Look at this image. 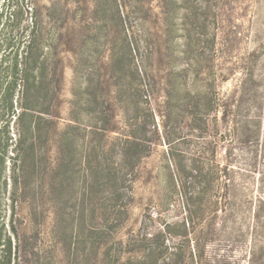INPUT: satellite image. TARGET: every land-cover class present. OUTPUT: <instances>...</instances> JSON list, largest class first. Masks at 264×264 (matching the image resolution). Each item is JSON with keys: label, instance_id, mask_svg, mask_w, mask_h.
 <instances>
[{"label": "trees", "instance_id": "1", "mask_svg": "<svg viewBox=\"0 0 264 264\" xmlns=\"http://www.w3.org/2000/svg\"><path fill=\"white\" fill-rule=\"evenodd\" d=\"M109 1L114 4L111 18H99L93 31L97 37L115 33L121 41L120 49L109 55L121 79L112 85L117 95L112 100L99 96L103 88H109L106 83L90 78L83 86L79 83L75 45L64 40L68 19L59 23L55 18H30L27 22L18 18L23 15L24 0H8L0 9V219L6 194L11 215L24 204L36 219L42 201L34 194L38 189L34 185H41L48 176L51 238L70 264L91 263L92 256L99 264H177L182 238H187L189 255L194 258L199 222L208 208L207 185L212 181L202 158L214 155V150L209 141L190 149L188 143L168 137V124L164 126L167 131L159 135L150 89L159 76L155 64L164 63L169 68L159 78L169 83L170 102L176 98V0H159V18L134 22L127 18L128 0H104L102 5ZM191 14L197 16L193 10ZM210 43L214 47V37ZM65 49L76 60L71 99L63 115L61 55ZM263 58L264 45L259 44L240 67L226 68L223 81L237 73L240 77L223 98L212 94L213 84L204 89L195 84L183 105L168 103L169 109L179 110L181 131L206 133L216 126L220 113L226 142L232 145L237 140L252 148L263 195L254 215L258 257L249 264H264ZM195 65L194 74L204 76L200 61ZM161 139L166 146L168 185L175 190L183 215L154 231L141 226L136 235L122 240L117 235L128 218L138 164ZM224 172L226 193L221 210L231 214L229 165ZM12 235H16L12 219L0 220V264H15L19 258ZM191 242L195 244L190 246Z\"/></svg>", "mask_w": 264, "mask_h": 264}, {"label": "rangeland", "instance_id": "2", "mask_svg": "<svg viewBox=\"0 0 264 264\" xmlns=\"http://www.w3.org/2000/svg\"><path fill=\"white\" fill-rule=\"evenodd\" d=\"M7 2L8 0H0V9ZM103 2L104 0H24L23 15L18 18H24L27 22L30 18H55L59 23L68 19V31L64 40L75 45L79 60V83L83 86L89 78L106 83L109 88H103L99 96L101 99L112 100L113 96H117L112 93V85L121 79L111 66L109 55L113 50L120 49L121 41L115 33L95 36L93 29L97 25L96 21L99 18H111L110 14L114 10L112 2L102 5ZM125 5L127 18H134L132 22L137 18H159V0H128ZM175 7L173 72L176 75V98L172 96L175 99L170 102L169 83L159 78L164 77L165 70L169 68L164 63L155 64L156 68H160L155 73L159 76L155 77L150 89L159 135L161 138L167 131L164 126L168 124V130L173 134H168V137L178 139L179 143H188L190 149L209 141L214 150V155L208 153L202 158L211 172L212 181L207 185L208 208L199 222L194 258L189 255L187 238H182L178 242L181 258L177 264H249V261L258 257L254 215L258 199L263 195L252 148L237 140L232 145L226 142L220 113L217 114L216 126L206 133L198 135L196 132L181 131L178 125L181 119L177 115L179 110H170L168 103L183 105L184 100L192 96L191 91L196 85L204 89L205 85L213 84L212 94L223 98L240 77L237 73L233 79L223 81L222 74L226 68L240 67L248 55L258 49L259 44L264 45V0H176ZM192 10L197 14L196 17H192ZM211 37L215 38L214 47L210 43ZM161 53L164 54V51L161 50ZM61 56L63 72L60 110L65 115L71 99L76 58L66 49ZM165 56L162 58L165 59ZM197 61H200L199 69L205 72L204 76L194 74L198 68L195 65ZM209 120L210 125H213V117ZM165 150V143L161 139L138 164L128 218L117 235L122 240L136 235L141 226H151L154 231L163 226L164 222H174L183 215L175 190L168 185ZM226 165L230 166L233 178L229 192L234 202L231 214H225L221 210L226 193ZM48 184L49 177L45 176L41 185L38 182L34 185L38 188L34 194L42 201L36 219L24 204H20L11 215L8 194L2 196L5 209L0 220L7 222L12 219L16 232V235H12V245L19 246V258L15 264H70L51 238L53 213L46 204L51 194ZM10 233L12 234L11 231ZM194 244L191 242L190 246ZM90 262L88 264H99L93 256Z\"/></svg>", "mask_w": 264, "mask_h": 264}]
</instances>
